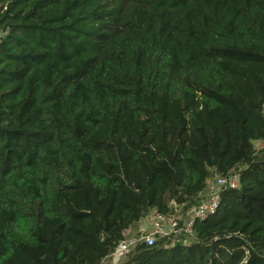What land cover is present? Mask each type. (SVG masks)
I'll return each instance as SVG.
<instances>
[{"label":"trees","instance_id":"trees-1","mask_svg":"<svg viewBox=\"0 0 264 264\" xmlns=\"http://www.w3.org/2000/svg\"><path fill=\"white\" fill-rule=\"evenodd\" d=\"M257 142L264 0H0V264H103L233 173L187 243L123 264H264Z\"/></svg>","mask_w":264,"mask_h":264},{"label":"built area","instance_id":"built-area-1","mask_svg":"<svg viewBox=\"0 0 264 264\" xmlns=\"http://www.w3.org/2000/svg\"><path fill=\"white\" fill-rule=\"evenodd\" d=\"M240 181V175L237 173L228 176H218L215 186H212L208 194L201 198L199 203L190 210L187 218L183 215L181 217L176 215L178 208L184 207L176 204H174V212L170 214L158 211L151 212L150 215L144 218H147V221L143 220V226L145 225L143 229L149 228V231L126 236L120 241L111 257H113L114 261H117L122 255L133 252L140 245L152 247L162 239L170 241L165 247H169L175 242L183 241L187 243L192 237L195 223L208 219L218 212L221 205L222 191L225 189H238Z\"/></svg>","mask_w":264,"mask_h":264},{"label":"rangeland","instance_id":"rangeland-1","mask_svg":"<svg viewBox=\"0 0 264 264\" xmlns=\"http://www.w3.org/2000/svg\"><path fill=\"white\" fill-rule=\"evenodd\" d=\"M255 145L258 148V147H260L261 145H264V144L257 142ZM218 176H220V175H214L211 179H209L207 190L203 193L202 197L206 196L208 194V192H209V190H210V188L212 186H215L216 178ZM192 208H190V207L189 208H185V207L178 208V212L176 213V215H178V217H181L183 215L185 218H187V215L190 212V210H192ZM148 219H149V217H148ZM143 220L147 221V218L143 219ZM143 220H142V222L139 225L137 224L133 228L129 229V231L126 232V236H132V235H136V234H139V233L141 234V233H144V232H148L149 228L148 229H143L145 227V225L143 226V222H144ZM127 257H128V254L127 255H122L117 261H114L113 257H110L103 264H123Z\"/></svg>","mask_w":264,"mask_h":264},{"label":"crops","instance_id":"crops-1","mask_svg":"<svg viewBox=\"0 0 264 264\" xmlns=\"http://www.w3.org/2000/svg\"><path fill=\"white\" fill-rule=\"evenodd\" d=\"M141 222H142V221H141ZM141 222H140V223H141ZM140 223H139V224H140ZM139 224H138V225H139ZM141 225H142V224H141Z\"/></svg>","mask_w":264,"mask_h":264}]
</instances>
